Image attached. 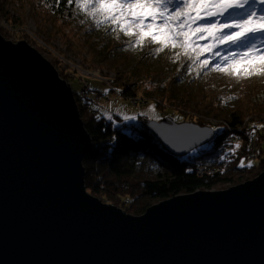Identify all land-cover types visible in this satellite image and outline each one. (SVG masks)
<instances>
[{"label": "water", "instance_id": "1", "mask_svg": "<svg viewBox=\"0 0 264 264\" xmlns=\"http://www.w3.org/2000/svg\"><path fill=\"white\" fill-rule=\"evenodd\" d=\"M145 124L178 155L216 133L170 117ZM92 146L70 83L0 31V264H264V168L132 214L88 192Z\"/></svg>", "mask_w": 264, "mask_h": 264}, {"label": "trees", "instance_id": "2", "mask_svg": "<svg viewBox=\"0 0 264 264\" xmlns=\"http://www.w3.org/2000/svg\"><path fill=\"white\" fill-rule=\"evenodd\" d=\"M21 2L33 12L45 6L49 20L55 18L68 24L71 35L89 46L96 59L109 68L119 69L123 79L119 85L126 98L136 94L130 82L139 73L146 77L141 82L151 78L159 86L157 93L167 95L165 102L169 104L156 99L159 107L171 106L180 112L182 121L215 128V136L210 141L178 155L164 146L145 124V119L141 124L108 119L89 99L74 92L81 117L93 139L92 149L84 159L86 187L93 195L129 213L142 214L156 201L209 190L223 182L238 184L263 170L264 76H253L245 83L244 79L210 68L197 75L194 65L191 72L184 66L190 62L183 55L179 60L173 59L174 50L165 49L156 55L153 50L157 45L150 43L129 48V37L120 33L117 38L107 26L96 28L68 0H12L9 4L13 7ZM215 51L223 56L237 49L221 46ZM214 52L205 53L201 59L220 62L219 57L212 59ZM133 57H138L134 64ZM156 77L161 79L153 80ZM85 108L88 112L91 109L90 116L86 115ZM237 143L240 147L231 151ZM255 157H259L257 163L241 165V161Z\"/></svg>", "mask_w": 264, "mask_h": 264}, {"label": "snow or ice", "instance_id": "3", "mask_svg": "<svg viewBox=\"0 0 264 264\" xmlns=\"http://www.w3.org/2000/svg\"><path fill=\"white\" fill-rule=\"evenodd\" d=\"M68 3L90 18L96 28L107 26L117 38L120 33L129 37V48L150 43L157 45L153 54L169 49L175 51L174 60L183 55L190 62L184 66L191 72L194 65L197 75L210 68L236 79L264 76V0H68ZM221 46H235L237 51L222 56L220 51L214 52ZM213 52L212 59L219 57L220 62L201 59L205 53ZM104 114L112 118L107 110ZM123 119L135 116L123 114ZM239 147L237 143L231 151Z\"/></svg>", "mask_w": 264, "mask_h": 264}, {"label": "rangeland", "instance_id": "4", "mask_svg": "<svg viewBox=\"0 0 264 264\" xmlns=\"http://www.w3.org/2000/svg\"><path fill=\"white\" fill-rule=\"evenodd\" d=\"M10 1L12 0H0V31L4 37L13 42L25 39L55 66L59 74L68 79L66 81L70 83L74 92L87 98V101L89 99L103 116L108 118L104 114L107 110L111 119L126 123L141 124L144 119L158 121L164 117H170L178 123L182 122L183 118L176 108L168 105L164 108L158 106L156 99L160 98L165 102L167 95L157 93L159 86L151 81V78L141 82L146 78L144 75L138 73L137 76L131 77L132 90L136 94L126 98V94L121 92L122 86L119 85V82H123L119 69L109 68L105 62L96 59L89 46L84 45L76 35H71L68 24L64 25L55 18L49 20L47 18L49 11L45 6L33 12L26 3L21 2L11 7ZM42 23L44 25H41ZM134 59L138 57L132 58V64ZM160 79L156 77L153 80ZM249 80L251 78L244 79V82L247 83ZM90 110L88 112L86 109L87 116L92 114ZM123 114L135 116V119L125 121ZM258 160L259 157L251 158L244 164H255ZM243 180L244 178L241 182ZM232 185L235 184L223 182L209 190L226 189Z\"/></svg>", "mask_w": 264, "mask_h": 264}, {"label": "bare ground", "instance_id": "5", "mask_svg": "<svg viewBox=\"0 0 264 264\" xmlns=\"http://www.w3.org/2000/svg\"><path fill=\"white\" fill-rule=\"evenodd\" d=\"M83 119V118H82ZM182 122H190V121H182ZM191 123H195V122H191ZM197 124V123H196Z\"/></svg>", "mask_w": 264, "mask_h": 264}]
</instances>
